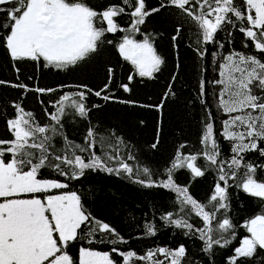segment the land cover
Returning <instances> with one entry per match:
<instances>
[{
  "label": "snow or ice",
  "instance_id": "snow-or-ice-1",
  "mask_svg": "<svg viewBox=\"0 0 264 264\" xmlns=\"http://www.w3.org/2000/svg\"><path fill=\"white\" fill-rule=\"evenodd\" d=\"M0 264H264V0H0Z\"/></svg>",
  "mask_w": 264,
  "mask_h": 264
}]
</instances>
